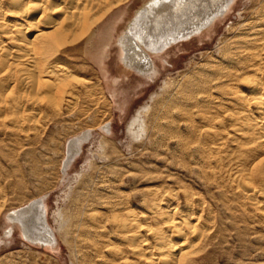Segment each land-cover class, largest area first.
<instances>
[{"label": "rangeland", "instance_id": "374dc122", "mask_svg": "<svg viewBox=\"0 0 264 264\" xmlns=\"http://www.w3.org/2000/svg\"><path fill=\"white\" fill-rule=\"evenodd\" d=\"M144 2L126 0L120 7L115 6L77 51L63 49L56 56L55 66L63 61L75 70L74 78L61 88L66 93L57 104L62 114H50L44 119L22 108L16 115L12 110L8 116L0 113V264H85L86 260L88 264H102L93 247L81 248L82 238L65 239L66 232H61L58 225L60 214L70 218L82 209L85 215L97 202L128 198L141 213L146 189L156 186L175 187L181 210L186 209L195 217L200 215L202 221L213 220L209 233L213 236L207 239L200 264H264V185L258 177L243 180L257 191V196L246 194L244 186L236 188L227 183L226 187H218L208 183L194 159L190 160L191 173L178 164L180 156L175 159L178 165L172 164L171 156L180 153L181 145L177 137L160 127H177L181 133L188 130L183 118L185 112L191 111V105L168 113L162 105L169 103L171 97L181 99L188 79L208 72L220 61L223 41L230 42L243 32L245 23L257 14L264 0H234L211 25L155 54L154 76L128 69L121 60L119 40L127 34L125 29L135 12L146 8ZM164 83H169L167 88H163ZM17 94L28 102L33 98L28 90L17 89ZM69 94H74V99ZM184 100L179 101L180 106ZM140 111L145 112L141 117L146 129L135 136L128 128ZM12 115L24 120L17 122ZM172 119L176 122L169 123ZM87 130L91 135L66 168L70 141ZM232 145L235 144L229 143ZM263 153L261 148L248 153L245 163L248 165ZM187 185L191 190L185 188ZM182 186L193 193L192 207L185 206ZM39 199L44 201L46 219L56 237L54 244L30 241L20 224L8 219L15 210ZM101 234L96 241L102 245L108 240Z\"/></svg>", "mask_w": 264, "mask_h": 264}, {"label": "bare ground", "instance_id": "6f19581e", "mask_svg": "<svg viewBox=\"0 0 264 264\" xmlns=\"http://www.w3.org/2000/svg\"><path fill=\"white\" fill-rule=\"evenodd\" d=\"M124 1L0 0V113L8 116L12 110L16 115L22 108L43 118L62 114L57 104L66 93L61 88L74 78L75 70L63 61L55 66L56 56L63 49L77 51L113 8L120 7ZM233 1L145 0L146 8L135 12L125 29L127 34L119 40L124 66L154 76L157 72L155 54L211 25L228 11ZM256 11L245 23L247 27L243 32L237 33L230 42L223 41L220 61L208 72L188 79L186 91L180 96L185 99L181 106L178 96L163 103L165 113L191 105V111L185 112L183 118L188 130L181 133L171 124L170 129L160 126L177 137L181 145L180 153L174 152L171 156L172 164H176L175 159L180 156L178 164L191 173L190 160L194 159L208 183H216L218 187H226L227 183L236 188L244 186L249 196H257V191L243 181L245 177L256 176L264 185V153L258 154L248 165L245 163L250 156L248 153L264 149V3ZM168 84L164 83L163 88ZM17 89L28 90L33 96L31 102L20 98ZM69 98L74 99V94H69ZM144 113L140 111L134 116L128 128L135 136L146 129L141 117ZM12 118L17 122L24 120V117L17 120L13 115ZM173 122L176 120L169 123ZM105 128L109 129L107 125ZM90 135L87 130L70 141L66 168ZM229 143L235 145L231 147ZM162 187L146 189L141 213L132 207V198L127 201L107 199L95 203V208L85 215L82 209L70 216L71 219L69 215L60 214L59 228L66 232V240L82 238L81 248L93 247L102 264H200V259L205 257L207 239L213 236L209 234L213 220L204 216L205 221H202L200 215L195 217L186 209L187 213L181 210L176 188ZM187 187L191 190V186ZM185 188H181L185 191V206L192 207L193 193ZM8 217L20 224L30 241L55 243L43 199L15 210ZM101 233L108 240L102 245L96 241ZM84 263L88 264V260Z\"/></svg>", "mask_w": 264, "mask_h": 264}]
</instances>
